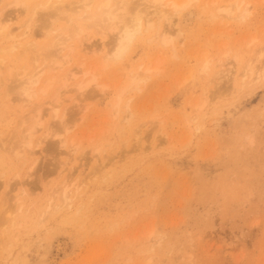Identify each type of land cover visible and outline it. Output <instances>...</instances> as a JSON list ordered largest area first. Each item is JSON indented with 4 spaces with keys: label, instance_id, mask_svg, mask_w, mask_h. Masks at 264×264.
Listing matches in <instances>:
<instances>
[{
    "label": "rangeland",
    "instance_id": "374dc122",
    "mask_svg": "<svg viewBox=\"0 0 264 264\" xmlns=\"http://www.w3.org/2000/svg\"><path fill=\"white\" fill-rule=\"evenodd\" d=\"M10 1H2L0 9ZM37 1L28 10L7 7L17 32L25 22L35 32L43 31L47 9L35 7ZM218 1L223 5L237 0ZM245 1L251 4L250 14L240 20L225 13L214 16L215 0H201L181 13L182 34L161 22V31L171 28L175 33L174 44L151 40L156 28L143 31L124 58L108 55L104 69L102 55L112 51L115 37L85 29L84 45L94 43L97 50L86 54L84 46L73 61L80 56L79 62L98 68L99 83L108 89L94 84L83 98L72 86L65 95L60 116L76 118L68 134L71 140L75 137L73 151L69 144L60 148L57 136L45 139L40 147L46 150L38 147L25 162L2 148L0 216L6 197L9 206L17 205L15 196L24 186L28 191L13 227L0 222V264H264V79L238 89L243 63L264 46V0ZM40 34L39 42H45ZM254 37L256 42L249 45ZM235 54L243 58L238 66ZM206 59L209 71L201 68ZM146 64L151 70L160 68L153 67L156 74L125 93L118 107L117 96L127 79ZM45 97L41 102L50 100ZM77 104L84 107L81 113ZM48 107L39 127L44 136L47 127L61 125ZM25 109L0 118L5 139H11L19 116L31 106ZM28 112L26 116L35 113ZM197 113L201 120H193ZM20 122L18 131L23 129ZM198 124L203 127L196 128ZM29 172L32 177L27 179ZM69 177L82 181L79 195H73L70 206L55 209L64 202Z\"/></svg>",
    "mask_w": 264,
    "mask_h": 264
},
{
    "label": "bare ground",
    "instance_id": "6f19581e",
    "mask_svg": "<svg viewBox=\"0 0 264 264\" xmlns=\"http://www.w3.org/2000/svg\"><path fill=\"white\" fill-rule=\"evenodd\" d=\"M2 1L4 0H0V4L3 3ZM66 1L67 0H46V1L38 0L37 3L35 4V7L38 6L41 7L42 9L43 8L47 9L45 10V12L43 10V14H42V18L44 19L42 24L46 25V26L43 25L41 27V28L44 27L41 34H43L44 38H46L44 40L45 42L42 43L39 42L37 38L38 37L37 35H39L40 33L35 32L34 29L31 28V23L25 22L19 24L16 29L20 31L17 32L15 30V27L14 28L12 27V25L15 22L14 17L6 15V10L8 6L9 7L22 6L26 10H28L33 5V0H11L10 2L7 3L5 2L7 6H5L4 4V6L0 9V118L9 119L10 114L12 113L13 114L11 116H13L15 113H16L15 115L22 114L20 113L22 112L21 110H24L26 107H30V106L31 109L30 110L28 109L29 112L30 111L35 112V113L32 112L34 113L33 116L31 115V113L29 114V116L28 115L26 116L28 112L27 110L26 113L24 112L25 116L24 115L19 116L22 117V120L21 122L18 121L17 124L19 125L20 122V125L22 126L23 129L19 127V131H18V129L16 130V128H18L17 127L18 125L17 126L15 125L14 128L15 130L13 129V131H11L12 135L10 133V137H9V139L13 138L12 139L13 142L11 139H10L11 141L8 140V138L5 139L3 135L0 134V136L2 137V139L0 138L1 141L7 140V142L10 141V144L11 142L13 143L10 145L5 141L3 143L0 141L1 142L0 161L2 159L1 157L2 148L3 150H8V153L11 150L12 154L15 156L17 160L18 159L20 160V158L22 160L23 158L34 156L37 153V148L40 147L45 142V139H48L50 136L59 137V140L57 142L60 148H65V146L69 144L70 152L75 149V144H74L75 142L73 143L75 137L71 140L69 139L68 134L75 127L74 123L76 122L75 120L76 118L75 117L73 118L72 116L70 119L66 120V116L64 114L60 116V113H62V111L64 112L62 108H63L65 95L68 93V91H71L70 88H72V86L76 87V90L79 91L78 94L80 95V97L83 98L86 95V93H88L86 90L94 84L102 86L103 90L108 89L106 88L107 86L106 83H99L101 74L97 72L98 68L96 70L95 66H94L95 68L89 65L87 66L86 63L88 61L81 62L80 60L79 62L77 58H79L80 56L76 57L74 59L75 61H73V58L78 53L77 50L82 51L81 48H83L84 46H85L84 50H86V54L95 52L97 50V46L94 45V43L90 45H86V44L84 45L85 43L84 41L86 40H83L82 38L86 35L87 32L85 30L86 28L88 32L89 29L90 31H92L91 29L93 30L96 29L94 31H96L98 34H101V36L112 34L115 37L114 40L115 44H113L112 51H110L109 53L106 52L105 55L107 54V56L103 57L102 55V58H104V64L102 63L103 66L101 68L104 69L105 66H107L108 63H110L109 62L110 58L108 57V55L112 56L114 59L117 60L124 58L127 55V53L130 51L135 40L139 37L140 34L143 33V31L156 28L157 29V31L155 30L156 34L155 36L152 35L151 40L155 41L158 40L157 38H160L159 42H161L162 46L168 47L176 39V38L174 39L173 37V34L175 35V33L172 34L171 28L176 26L177 33L181 32L180 34H182V28L180 24L182 17L181 13L184 11V9L196 5L201 0H75V1L70 0L69 3H67ZM215 2H216L215 3L216 11L213 12L214 16L225 13L227 16H230V18L243 20L246 19L250 14L251 4L247 3L245 0H240V1L237 0L235 2L223 4V5L219 4L218 0H215ZM204 7H206V4H204ZM36 11H38V9ZM175 17H177V20H175L176 22H173ZM60 20L63 21L61 22L62 24L57 25V22ZM163 20L168 22V26L171 27L169 28V30L171 31L167 29L166 31H164L165 29H163L162 31L160 30L162 26L161 22ZM84 32L85 35L81 37V35ZM157 34H159V37ZM51 35L54 37H51ZM104 38L105 37H103V39ZM47 39L49 40L46 41ZM79 39L82 40L79 41ZM255 40L256 37H254L252 41H250L249 45H252L251 43L253 41L256 42ZM74 41L76 43L73 44ZM260 49L261 50L259 51L257 57L251 58L250 60L243 63L244 69L242 68L243 69V71L241 72L242 75L240 74L242 76V78L240 76L242 81L240 80L241 86L238 89H241V87L242 89H244L248 85L251 84L254 85L255 82L262 81L264 79V46L263 47L261 46ZM229 53L231 52L226 51L225 56L227 58H230ZM222 55L224 57V53ZM256 55L254 54L252 56H256ZM82 56L84 55L82 54ZM206 57L208 58V55H206ZM232 58H234L233 61L236 62L237 66L241 64L240 62L243 59L240 58L239 54H235ZM76 59L78 60V64L80 63L79 66L76 63L77 62ZM86 59L88 60L89 58ZM208 59H206L205 64L203 63L204 66L202 64L203 67L201 68H203V71H209L208 69L210 68L211 65H209L210 61ZM227 60L228 59H226V63ZM74 62L76 63L77 66H75ZM230 63H232L231 60ZM70 64L74 65L75 68L74 69L70 68ZM85 64L87 67L85 66ZM140 64L141 65L139 66L143 65V63ZM236 64L234 63V66ZM232 65L233 64H231V67ZM151 66L146 64V67L144 66V70H141V68L143 67L142 66L140 67V70L136 69L138 71L135 72V74L131 72L132 74L129 76V79H127V81L128 80L130 81L128 82L127 85L125 84L126 88L124 90L122 88L121 92L119 91L120 93L117 96L118 107L119 105H121V102L123 101L127 93H129L134 88H139L141 82L145 83L148 80V78H150V76L152 77L153 73L151 71L153 70V67L156 68L155 69L156 71H158L160 68L159 66L158 68L153 66L151 70ZM79 75H82L81 79L80 78L78 79ZM237 76L239 75L237 74ZM190 77L193 78L194 76H190ZM230 90L229 92L231 93L232 90L231 91ZM234 91L236 90L234 89ZM218 95H222V94H218ZM218 95H215L214 98L216 99ZM43 96L44 97L46 96L45 98L50 97V100L48 98L45 99V102H41ZM83 98L81 99V101L84 100ZM217 98H220V96H218ZM46 100L49 101L46 102ZM206 100L208 101L209 99ZM32 103H34L35 105L33 104L32 106ZM45 104L49 106L48 108L52 115H54L57 118L59 117L58 120H60L61 125L58 123L59 126H57L54 129L47 127L49 131H46L48 133H46V135L44 136V134L41 135V131H39L40 129L39 127L41 126L42 128L43 125L42 119L44 115L43 111ZM204 105L202 107H204ZM77 106L79 109H81L80 110L81 113L82 110H84L82 109L84 107L79 106V104H77ZM198 107H200V105ZM202 107L198 109H202ZM128 108L127 110H129L130 113L131 110L130 103L128 104ZM200 116L199 114L196 115V117L194 116L193 120L197 121ZM155 121L156 120H154V123ZM203 121L204 120H202V124L204 125L205 123H203ZM188 122L190 123V121ZM201 125L199 124L196 125V128L197 127L199 129L202 128L203 125L202 126ZM161 127L162 126H160V128ZM39 133L40 135H38ZM6 143L8 145H6ZM40 148L46 150V148H42V147ZM13 155H10L12 156V159L14 158ZM25 160L22 161L25 162ZM37 162L38 159L35 158L34 163L30 167L31 170L36 167ZM31 177H32L31 172L26 174L27 179ZM71 178L69 177L68 181L62 182V184L65 183L67 184V182L70 181L71 182L69 183L70 185L67 184V186L73 185V187L71 186V188H69L68 186L67 189H65V192H63L62 189L60 193L63 192L62 199L64 202H62L60 205L57 204V206L59 207L57 208L55 207V209L58 208L60 209V206L61 208L62 206L64 207L70 206L71 201L73 200V195L75 194L79 195V189L82 187L83 183L82 181H79L78 179L75 178L70 180ZM26 187L24 186V189L18 195L15 196L14 201H16L17 205L15 204L13 206L12 205L9 206L11 204V199H9V197H6L4 199L5 202L3 201V204L4 203L5 204L2 205L3 206L2 209L5 208V210L1 213V216L3 217V215H6V217L4 221L0 220L2 225L5 226L7 225V223L10 224L11 222H14L13 224H15L17 222L15 220L17 217L16 213L17 211L21 212V210L23 209L25 202L24 196L27 194L28 191V188ZM57 190L59 191V189ZM8 199L10 201L9 204H7ZM48 203L51 205L52 201L51 203L50 202ZM49 204L47 205V209H49L48 206L49 207L52 206V205L50 206ZM7 205L9 207L6 209ZM44 210L46 211V209ZM13 224L11 223L12 227ZM1 228H5V227L1 226ZM4 239L6 240L5 236ZM4 239L2 237L3 241ZM157 243H159V239ZM151 246L152 245H150V247Z\"/></svg>",
    "mask_w": 264,
    "mask_h": 264
}]
</instances>
